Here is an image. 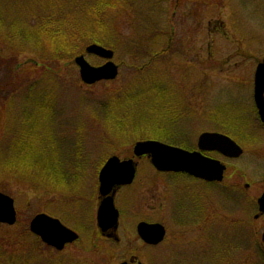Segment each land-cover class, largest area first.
Returning <instances> with one entry per match:
<instances>
[{
    "label": "rangeland",
    "instance_id": "rangeland-1",
    "mask_svg": "<svg viewBox=\"0 0 264 264\" xmlns=\"http://www.w3.org/2000/svg\"><path fill=\"white\" fill-rule=\"evenodd\" d=\"M82 4V1L70 0L63 8H75L74 12L71 11L70 18L79 19L86 13ZM92 4H96V1L92 0ZM9 5L5 0H0V8ZM107 11L106 17L114 18L115 22L114 27L109 20L111 29L114 27L116 30L115 39L110 46L115 51L114 61L120 65L117 79L86 86L80 79L79 69L74 61L69 63L66 59L61 77L57 79L55 75H44L43 68L32 64L29 68L36 74H28L21 80L22 84L24 81L28 84L32 80H40L38 88L44 86L52 95L48 99L57 106L58 111L55 114L46 113L47 121L41 125L40 130L46 133L45 131L55 129V115H60L64 125L63 128L60 127L62 132L67 138L73 139L71 145L77 144L65 147L60 143L54 146L53 152L58 153L59 162H63L65 149H79L80 159L91 167L90 170L84 169L86 172L90 171L86 176L91 182H79L78 188L74 185L65 187L68 197L76 193L75 201L62 197L54 189L45 192L42 185L30 184L21 176L20 179L0 178V188L6 189L15 198L19 217L15 227L0 226V236L9 237V233L23 234V231L28 233L30 219L42 211L58 214L62 222L72 229H89L87 219L92 216L96 203L93 192L96 165L113 154L122 158L131 157L136 141L121 143L115 140L116 144H109L104 139V130L109 137H115L120 133V126L119 121L112 117L113 111L100 108V104L110 95H117L118 90L120 92L123 89L122 93H128L129 85L133 82L147 83L151 80L149 77L154 76L165 79V85H160L152 94L147 91L149 89L145 90L148 97L139 98L143 100L134 106L130 104L134 108V111L130 110L134 115L139 117L148 113L151 125H166L171 133L183 135L192 144L196 143L203 131L223 130L224 133L232 134L235 142L243 143L248 152L237 160L227 161L230 170L226 180L220 185L223 186L220 192L216 188H209L210 204L212 206L214 200L215 205L220 203L219 210L222 214H214L201 226L196 221L202 212L192 202L190 190L184 192L189 188L190 181L185 176L167 177L166 174L171 173L157 172L147 157L136 159L139 169L137 181L127 189L130 194L134 193V202L143 209V214H138L139 217L135 219L141 220L146 215V218L159 217L165 224L167 221L168 236L163 245L155 249L145 248L142 256L144 245L139 243L137 247L133 230L126 227L129 231L120 232L119 244L109 242L106 243V248L102 246L104 240L98 239L97 247L93 249L94 252L98 251L96 260L102 256L106 260L101 264H114L123 257L140 253V259L145 264H264V250L262 251L263 246L260 244L264 221L258 217L250 223L253 219L251 212L256 211V199L264 191V131L253 111V86L250 81L254 77L257 63L264 55V0H120L107 6ZM29 15L31 16V12ZM168 40H171L170 44ZM5 45L6 42L0 39V57H14ZM162 50H167L166 55H158L154 61L151 60V55ZM32 57L30 54L18 56L19 60ZM87 59L93 65L103 63V60L92 55H87ZM1 79L4 80L5 76L0 73ZM20 85L0 94L2 126L9 122L8 107L12 109L14 99L19 103L21 98V95H17L8 104L5 96L14 88L17 92ZM22 106L23 104L17 108L21 109ZM17 108V113H20ZM37 116L42 117L43 114ZM147 122L148 119L145 118L143 123ZM14 126L17 130L29 128V125L22 126L20 123ZM60 128L56 130L59 140ZM136 130L145 134L143 128ZM39 131L37 141L42 147L43 132L40 131L39 135ZM126 136L129 139L132 135L127 133ZM247 136H251L252 140H246ZM253 150L260 154H251L250 151ZM46 155L50 156L49 153ZM8 156L4 158L7 159ZM18 171L45 179L39 168L29 160L23 161ZM248 181L251 183L249 190L245 187ZM191 182L195 183L193 180ZM51 183L52 181H47L43 185ZM202 186L205 188V185ZM206 196L209 194L206 193ZM73 203L82 211L80 218H75L73 212H68L69 208L74 207ZM181 225L183 227L179 229ZM85 236L87 239L89 232ZM31 241L33 238L24 237L6 240L3 244L0 243V249L5 252L6 257L13 258L14 264H29L32 261L30 259H35L31 256L36 257L41 252L42 255L38 257L40 260L45 262L48 257L52 259L48 264H58L59 257L56 254L47 252L46 255L44 246ZM100 249H103V253ZM69 251L72 252L73 249L66 252ZM88 252L89 250L83 251L80 259L84 261L82 255H89ZM70 259L65 260L72 261Z\"/></svg>",
    "mask_w": 264,
    "mask_h": 264
},
{
    "label": "trees",
    "instance_id": "trees-1",
    "mask_svg": "<svg viewBox=\"0 0 264 264\" xmlns=\"http://www.w3.org/2000/svg\"><path fill=\"white\" fill-rule=\"evenodd\" d=\"M17 4H11L9 6L4 7V13L7 15L12 16L16 13L22 14L27 13L29 11V7L33 5V8H38L37 12L40 13H33V18L38 20L37 21V28H30L27 24L25 26L22 23H14L13 25L16 26V31L13 35L10 34V38L16 39L17 44L19 47L25 49V47H29L36 45L29 51V53L33 54L35 57L43 60L47 63V66L51 67L52 64L60 61H65L66 59L70 61L74 55L77 53L83 52L85 46L88 43L97 42L101 44H111L112 39H114L116 35V30L113 27H110V22L114 21V18L106 17L104 12V5L109 6L112 4L111 0H94L96 4H92V0H76L77 2L82 1V9H86V13L83 17L79 19H72L70 17L71 11H75V8L72 10L70 7L63 8V6L70 0H17ZM74 2V0H72ZM91 2V3H90ZM19 21V20H18ZM17 21V22H18ZM115 22H113L114 24ZM23 51V50H21ZM19 51V52H21ZM18 64V63H17ZM16 67V66H15ZM12 76L15 73L20 75L22 70H29L30 68L23 65H18L16 68L11 67ZM16 81L11 78L8 84H5L1 87V90L10 89ZM134 83V82H133ZM130 84L128 88V93H122V90L117 93V95H110L108 99L100 104V108L102 109H111L113 111L112 117H115L117 121H119V130L120 131H128L131 130L130 127L134 129L143 128L145 130V134L139 135V137L144 138H157V139H166L170 140L173 143H180L172 134L168 133L166 130H158L157 124H152V121L148 118L150 117L146 113L144 116L134 115L135 113L131 112L130 110L134 111V108L130 107V104L133 106L137 102H141L144 98L148 97L145 95V90L150 93H153L158 87L159 82L154 80L152 77L147 83L144 82L142 84L134 83ZM25 84V82L23 83ZM30 87V86H29ZM32 90L33 88H29ZM46 99V97H45ZM138 100V101H137ZM139 104V103H138ZM47 102L41 101L39 105L37 104L36 110L45 111L47 110ZM33 117V113L28 111L27 109L24 110L21 114V121L20 124L22 126L29 125V128L23 127L22 129V141L20 144L22 145L23 149H25V145L28 140V135H32L33 127H37L38 124L31 120ZM12 118V117H11ZM23 118V120H22ZM145 118L148 119L147 123H143ZM14 119V117H13ZM12 119V120H13ZM32 125V126H31ZM3 131L1 133H8L11 134L14 129L11 126V121L7 123L6 126H3ZM133 134L135 133L132 131ZM138 133V132H136ZM122 134V133H121ZM142 134V133H140ZM112 138V137H111ZM110 138L109 142L113 140ZM26 139V140H25ZM69 141V138L65 139ZM180 145H185L184 143H180ZM50 150L53 149V144L50 143L48 146ZM37 151L29 149V152H26L31 159L30 161L33 162L34 166L38 167L40 171L43 170V167L46 165L53 164L52 159L45 157V153H42L40 149H36ZM28 151V148H27ZM56 168V164H55ZM57 170V169H56ZM73 172V171H72ZM72 172L70 173L72 176ZM22 237H30L29 234H13L7 236H0V243L3 244L6 240H12L14 238L21 239ZM38 244V242H34ZM39 245V244H38ZM12 248V247H11ZM8 251V250H6ZM0 264H14L12 257H6L5 252L0 249Z\"/></svg>",
    "mask_w": 264,
    "mask_h": 264
},
{
    "label": "water",
    "instance_id": "water-1",
    "mask_svg": "<svg viewBox=\"0 0 264 264\" xmlns=\"http://www.w3.org/2000/svg\"><path fill=\"white\" fill-rule=\"evenodd\" d=\"M86 51L108 61L103 65L93 66L86 60L84 55L77 56L75 62L80 67L81 78L85 83L93 84L100 80H110L117 77L118 66L112 61V50L98 44H91ZM255 83V98L264 121V58L257 67ZM208 142L220 145L221 150L231 156H238L242 153V149L233 140L218 133H203L200 136L199 148L201 150L207 148ZM134 151L139 156L149 154L152 163L159 170L185 171L209 180L221 179L225 168L218 161L204 157L199 151L190 152L160 141H139L136 143ZM134 175L135 167L132 160L121 161L117 156L111 157L100 173L101 193L107 195L114 185L130 183ZM259 203L260 209L264 212V195ZM111 213H113V219H115L116 211L114 210L113 198L108 197L103 200L99 211V222L102 227L105 218ZM15 221L16 211L13 199L0 192V222L13 224ZM31 230L39 235L43 241L58 249L63 248L65 242L77 238V234L65 227L57 218L43 213L34 217L31 222ZM139 230L141 235L151 243H158L165 235V229L160 224L141 223Z\"/></svg>",
    "mask_w": 264,
    "mask_h": 264
},
{
    "label": "flooded vegetation",
    "instance_id": "flooded-vegetation-1",
    "mask_svg": "<svg viewBox=\"0 0 264 264\" xmlns=\"http://www.w3.org/2000/svg\"><path fill=\"white\" fill-rule=\"evenodd\" d=\"M252 104H253V111L255 112V116H257V109L255 107L254 101H252ZM262 128H263V126H262ZM247 138L250 141L252 140L251 136H247ZM203 154L207 157L217 158V159H220L222 161L226 159V157L221 152L216 151V150L208 149V150H205L203 152ZM85 179L86 180L84 182L87 183L88 178L86 177ZM196 180H198V179H196ZM60 181L61 182L59 183V185H60L59 191H60L61 196L64 197L65 179L61 176ZM131 185L132 184L115 186L113 188V190L110 192V194L112 195L113 200H114V205L119 211L118 226L116 227V229L112 227V228H109L106 230H102V229H100V227L98 226V223H97V211H98L99 204L104 199V196L99 194V182H98V187H97L98 195H96L94 197V199L96 200L97 203H95L94 210H92V213H93L92 216L87 219V224L89 225V229L80 228V230H81L80 231V230L75 229L73 227V230H75L79 234V239L74 241V242L67 243L64 246V249L61 252L64 256L63 259H66V258L70 259L71 258L70 260H72V261H67V260L66 261L69 263L72 262L74 264H80V262H83L80 259V255L82 254L83 251L89 250V252H88L89 258L87 257L85 259L84 264H89V263L90 264H97V263L101 264L102 261L106 260V259L103 258L102 256H99L96 260V256L98 255V251H96V252L93 251V249H95L97 247L98 239L104 240V245H102V246L108 248L106 243L107 244L109 242L113 243V244L121 243L120 232L124 231V233H127L129 230H133V234H134L135 241H136V246L137 245L139 246V243L144 245V246H142V252H143V253H141L142 256H144V254H145L144 251H145V248H147V246L156 248L162 244L161 243V244H158L155 246H151L150 244H146L142 240V238L139 236V234L137 232L138 223L140 221L147 220L146 215L143 216L145 219L144 218H142L141 220L135 219L136 217H139L138 214L139 215L143 214V211H141V210H143L142 207L139 206L137 203H121L123 201V196H122L123 191L128 189V187H130ZM202 185H205V188H203ZM211 185H213L214 187H217L216 188V189H218L217 192H220V189L223 188V187H220L219 183H212L211 184L207 181L200 180V179L198 181H195V183H193L189 186L190 194L192 195L191 196L192 202L194 201V203L197 205V208H200V210L202 212V215H200L196 221V224H199V226L203 225L204 222L206 221V219H204V218L209 219L211 216L213 217L214 214H217L218 216H220L222 214V212L219 210L220 203H216V205H215V200H214L212 206L210 204L209 188ZM248 190H249V188H248ZM206 193H208L209 196H206ZM215 197L216 196H214V199H215ZM73 205H74V207L68 209L69 214H71V212H73L75 218L76 217L80 218L83 215L82 211L79 210V207H77L78 206L77 204L73 203ZM133 206L135 207L134 209H133ZM64 210H65V208H63V211ZM139 211H141V213H139ZM261 217L264 218V215H261ZM148 221L163 222V221L159 220V217L149 218ZM88 232H89V236L87 239H85L86 238L85 233L88 234ZM70 248H71V250L73 249V251L72 252L69 251V253L66 252ZM100 250L103 253V249H100ZM108 253H110V251ZM110 254L112 257V253H110ZM141 254L140 253H138V254L133 253L128 258L123 257L120 262L128 261L131 264L143 263V261L140 259ZM76 255H77V258H76ZM123 256H125V255H123ZM120 262H118V263H120ZM118 263H114V264H118Z\"/></svg>",
    "mask_w": 264,
    "mask_h": 264
}]
</instances>
